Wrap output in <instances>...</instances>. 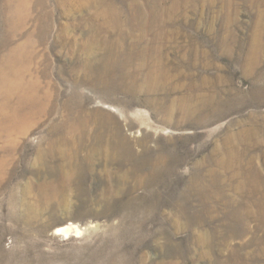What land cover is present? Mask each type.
<instances>
[{
  "label": "rangeland",
  "instance_id": "1",
  "mask_svg": "<svg viewBox=\"0 0 264 264\" xmlns=\"http://www.w3.org/2000/svg\"><path fill=\"white\" fill-rule=\"evenodd\" d=\"M1 70L0 264H264V0H0Z\"/></svg>",
  "mask_w": 264,
  "mask_h": 264
},
{
  "label": "bare ground",
  "instance_id": "2",
  "mask_svg": "<svg viewBox=\"0 0 264 264\" xmlns=\"http://www.w3.org/2000/svg\"><path fill=\"white\" fill-rule=\"evenodd\" d=\"M9 69V67H8ZM7 78V72L6 70H1L0 74V82H3L4 79ZM11 87V86H10ZM5 88V83H0V93L3 91ZM6 90V89H5ZM7 108V106H6ZM6 108L4 109L3 105L0 104V130L1 129H7L13 125L12 122V115L15 112H7ZM11 123V124H10ZM11 125V126H9ZM82 229L79 226L73 225V224H68L64 227L57 228V234L58 235H63L65 237H71V236H79L82 234Z\"/></svg>",
  "mask_w": 264,
  "mask_h": 264
}]
</instances>
